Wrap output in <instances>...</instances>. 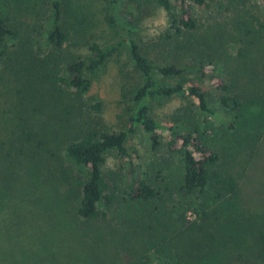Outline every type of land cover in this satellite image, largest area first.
<instances>
[{
  "label": "trees",
  "instance_id": "16d2710c",
  "mask_svg": "<svg viewBox=\"0 0 264 264\" xmlns=\"http://www.w3.org/2000/svg\"><path fill=\"white\" fill-rule=\"evenodd\" d=\"M128 1L135 5L137 19L123 25L120 40L107 42L99 31L103 25L115 28L109 10L120 0H0V65L16 81L12 104L21 110L43 91L42 104L53 119V150L45 134H36L20 120L25 139L36 143L30 148L36 155L30 157L43 159L46 152L43 160L61 189L58 202L80 226L74 227V237L81 247L87 233L82 227L124 204L140 215L113 218L130 228L128 237H140L124 264H150L152 258L156 264H264V228L244 211V183L264 179V0H258L263 15L250 10L248 0H219L220 18L205 23L196 18L193 6L207 5L206 0ZM6 3L14 4L10 13ZM149 7L162 9L168 26L144 48L132 31ZM25 14L32 21L22 28L19 19ZM37 31L45 34L48 45L43 57L32 48L31 35ZM150 47L177 57L155 63ZM122 55L139 80L131 93L125 86L121 89L126 121L115 131L102 120V104H89L87 95L98 72ZM205 65L221 76L212 97L200 84ZM119 74L125 76L122 69ZM175 98L185 105L166 120H156L152 104ZM137 132L161 158L152 162L146 178L105 172L112 153L125 158L135 172L136 155L127 142ZM59 150L63 157L56 154ZM173 156L178 159L175 166L170 163ZM259 192L264 200V186ZM175 194L191 200L178 206L181 213L172 222L165 219L166 204ZM189 210L196 220H186ZM61 232L56 230L50 240L43 236L44 248ZM56 241V248L65 247L59 245L60 238Z\"/></svg>",
  "mask_w": 264,
  "mask_h": 264
},
{
  "label": "rangeland",
  "instance_id": "374dc122",
  "mask_svg": "<svg viewBox=\"0 0 264 264\" xmlns=\"http://www.w3.org/2000/svg\"><path fill=\"white\" fill-rule=\"evenodd\" d=\"M206 1L207 5L193 6L196 18L204 23L215 18L219 19L216 7L219 0ZM9 5L6 3L5 8L10 13L14 4L10 3ZM248 6L256 14L263 15L258 0H248ZM94 12H96L95 8ZM109 13L115 17L117 24L114 29L110 27L109 29L106 25L101 26L99 34L103 37V41L120 40L124 32L123 25L137 19L138 13L135 5L128 0H120L119 5H112ZM99 16L101 17V11ZM19 20L24 22L21 27L25 28L27 25L29 26L32 17L25 14ZM166 26L168 24L165 12L160 8L149 7L147 14L133 26L132 37L146 48L155 42L156 36L160 35ZM31 38L35 55L45 56L48 52L45 34L37 31L31 35ZM149 51L150 58L155 63L174 60L177 57L159 54L151 47ZM120 69L123 70L125 76L119 74ZM220 77L212 71L211 66L205 65V75L200 80V84L210 94V97L216 94L213 89L214 82ZM137 80L139 79L136 78L124 55L115 56L92 80V86L87 95L88 100L91 98L89 104L96 102L102 104V120L109 129L118 131L124 128L126 116L123 113L126 106L122 102L121 89L125 86L130 91ZM15 84L16 81L11 73L4 71L3 66L0 65V264H124L131 258L132 252L137 250V241L140 240V237L138 235H135V239L128 237L126 233L129 234L130 228L122 226L120 220L113 218L116 217L114 215L131 214L134 211L139 214L138 210L130 211L131 208L128 209L124 204H116L107 212L105 219L91 222L87 228L82 227L87 230V236L82 237L84 239L83 247L76 243L74 227L80 228V226L70 214L61 208L58 202V193L60 194L61 189L52 180L51 166L48 161L43 160L46 157V152L42 154L43 159L30 157L36 155L30 150L36 143L27 141L20 130V125H23L20 120L24 119L28 123L27 126L33 128L36 134L40 136L45 134L49 144L52 145H50V149H54L55 140L52 132L49 131L52 130L50 123L53 119H50L49 109L42 104L45 98L42 95L45 93L43 91V94L37 93L34 104H23L22 109L19 110L18 104H12L14 101V97L11 96L12 92L17 99L14 92ZM184 105V100L177 98L155 102L152 104L154 118L160 122L164 121L171 113ZM88 113L96 116L94 110H90ZM196 116L198 122L199 114L197 112ZM208 122L213 124L212 120ZM163 141L166 139L163 138ZM127 147L136 155L133 161L136 167L135 172L132 171L125 158L113 153L106 159L104 171L115 173L123 178L129 177L131 173L146 178L152 162L161 159L159 153L152 151L145 136L140 132L129 138ZM261 152L262 158L258 157L261 158L262 166L264 164V141L261 143ZM59 153L62 157L64 156L63 150L56 151L57 155ZM173 157L174 159L170 163L175 166L178 159ZM151 172L153 174V171ZM257 180L258 183H254V177L252 181L248 182L247 180L244 183L247 189V202L244 211L247 209V212L254 214V220L264 228V219H262L264 218V200L259 192L264 186V179ZM190 200L181 194H175L173 201L166 204L168 211L164 218L166 220L171 218V221L174 222V217L179 212L181 213V210H177L178 206L183 203L186 205L185 203ZM174 206H176L175 213H173ZM135 212L132 215L139 217L140 215H135ZM186 218L187 221H194L197 215L189 210L186 212ZM60 229L62 234L58 237L61 242L59 245L65 247L56 248L58 238H55L50 247L45 246L44 248L43 236H48L50 240L53 233ZM246 241L247 246L251 247V236H247ZM154 262L155 260L152 258L150 264H156Z\"/></svg>",
  "mask_w": 264,
  "mask_h": 264
}]
</instances>
